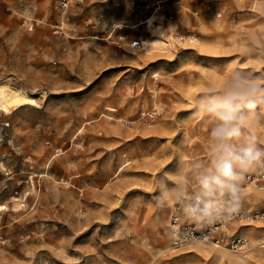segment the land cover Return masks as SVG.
<instances>
[{
    "label": "rangeland",
    "instance_id": "rangeland-1",
    "mask_svg": "<svg viewBox=\"0 0 264 264\" xmlns=\"http://www.w3.org/2000/svg\"><path fill=\"white\" fill-rule=\"evenodd\" d=\"M154 24L173 47H132ZM217 72L264 78V0H0V80L31 96L0 109V264H208L167 226L201 193Z\"/></svg>",
    "mask_w": 264,
    "mask_h": 264
},
{
    "label": "clouds",
    "instance_id": "clouds-1",
    "mask_svg": "<svg viewBox=\"0 0 264 264\" xmlns=\"http://www.w3.org/2000/svg\"><path fill=\"white\" fill-rule=\"evenodd\" d=\"M217 76L224 80L222 88L198 104L215 120L209 132L212 158L200 180L202 196L185 209L195 221L208 224L217 220L216 197L225 198L224 218L231 219L240 210L246 174L264 168V142L251 131L253 125L260 126L256 109L264 102V78L227 77L219 72Z\"/></svg>",
    "mask_w": 264,
    "mask_h": 264
},
{
    "label": "bare ground",
    "instance_id": "bare-ground-1",
    "mask_svg": "<svg viewBox=\"0 0 264 264\" xmlns=\"http://www.w3.org/2000/svg\"><path fill=\"white\" fill-rule=\"evenodd\" d=\"M174 35L172 30L164 25L161 24H154L151 28L150 34L148 37L142 38L141 45L142 48L145 50L146 53H152L156 50H162L168 47H173ZM29 96L23 88L15 86L11 83L9 79H1L0 80V109L4 111H9L13 107L17 108L22 103H26L31 100ZM7 113V112H6ZM258 141L262 142V137L257 138ZM207 173V169H205V173L202 177ZM201 177V178H202ZM197 178V177H196ZM201 180V179H200ZM199 180V181H200ZM250 184L253 182L247 181ZM251 186V185H250ZM202 193V189L200 188ZM162 192V191H161ZM186 191H184L183 195L180 197L181 200L186 202L189 198L186 199ZM244 195H246V199H258L264 196V192H260L254 188L246 187ZM220 197V196H217ZM217 200V199H216ZM250 207V206H249ZM238 221V220H235ZM230 221L229 224L238 223ZM241 222H243L241 220ZM244 224V223H243ZM242 233L246 234V245L240 250H231L230 248L226 247L225 245L221 244V242H212V241H196V242H189L179 248L176 249H183L189 246H194L197 253L208 260V264H264V244H261L260 240L264 239V229L262 226L255 225V226H247L245 225H238L236 226ZM227 228V227H226ZM159 231V230H158ZM168 231V226H167ZM231 234V233H230ZM229 234V235H230ZM169 236V231H168ZM243 236V235H242ZM166 238V231L165 234L162 231L158 234L157 240L159 243H162ZM229 237H225L224 241H227ZM223 242V241H222ZM171 247V246H169ZM165 249V248H164ZM231 250V252L228 251ZM232 251L234 253H232ZM204 260V261H205Z\"/></svg>",
    "mask_w": 264,
    "mask_h": 264
},
{
    "label": "built area",
    "instance_id": "built-area-1",
    "mask_svg": "<svg viewBox=\"0 0 264 264\" xmlns=\"http://www.w3.org/2000/svg\"><path fill=\"white\" fill-rule=\"evenodd\" d=\"M66 6V2L64 3ZM132 47H140L141 41L134 39L131 41ZM246 181L253 182L258 190L264 191V168H257L256 170L246 174ZM202 193H195L188 201L180 205L179 202L173 201L170 206L169 215V243L173 248H179L189 242L196 241H212L222 242L225 237H229L226 244L231 250L242 249L247 240L240 234L226 235L227 224L233 220H246L247 223H252L255 220L264 221V206L256 208L254 206L248 208L240 207L238 213H236L231 219H225L226 215V202L219 199L218 210L216 211L217 220L213 224H208L206 220L195 221L186 211V207L190 204H194L197 197H201Z\"/></svg>",
    "mask_w": 264,
    "mask_h": 264
}]
</instances>
